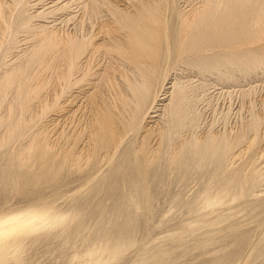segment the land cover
Returning a JSON list of instances; mask_svg holds the SVG:
<instances>
[{"label": "rangeland", "instance_id": "374dc122", "mask_svg": "<svg viewBox=\"0 0 264 264\" xmlns=\"http://www.w3.org/2000/svg\"><path fill=\"white\" fill-rule=\"evenodd\" d=\"M134 1L137 3V0H100V6L103 12L99 13V16L96 15L89 18L87 15L84 16V8L77 5L79 2L82 3V0H8L9 6L13 9L3 37L6 39V43L4 44L5 41L2 38V47L0 46L3 48L0 49V78L3 65L12 60L9 58L10 56L6 57L8 52L3 55L5 48L8 46V48H14L12 52L18 54V56L22 55L23 51H29V49H31L29 47L34 43L35 39H39V36L36 34L34 35V29L42 23L47 24V26L53 30L56 28V30H59L61 37L66 39H97L99 42H103L104 40L109 41L108 39L112 38L120 39L121 36V39H132L129 36L131 29L129 27L125 28V21L127 20V23L130 24L129 17L134 15V9L138 15L146 13L149 15L155 14L158 9L160 15L157 13V17L159 15L161 19H158L159 17L156 19L161 21H159L160 24H158V26L163 29L160 31L161 35L157 30V20L155 19L156 24L148 21L149 24H147L151 28L150 30L152 31L154 29L155 32H157L155 34L153 31V34L154 36H158V41L156 37L151 34L148 37L149 40L141 39V43L142 45L144 44L143 46H146V49H151V51H149L150 53H157L155 54V58L161 63V69L163 67L165 70H163V72L165 73L164 86L166 87H162L159 84L160 88L158 85L154 88L156 89L154 90V96L157 95L158 101L156 100V106L152 109V112L144 123L146 126L145 128L148 126H150V128L156 127L154 129L155 131L159 128L158 130L161 136H159L158 132H155L150 139L151 147L155 146L154 148L157 147L156 149L159 147L158 150L160 152L158 156L154 159L155 161L153 160L154 162L152 161L150 167L145 166L142 162L138 164L129 160L125 179L121 178V171L119 174L112 175L113 183L111 182L108 186V188H110L109 190L112 191H109L107 190L108 188L105 189L103 187V177L106 175L107 167L106 169L103 168L100 172L92 170L91 173L89 169H85L79 173L60 171L58 174L48 175L44 174L45 168H40L39 164H37L38 162L31 168V166L29 167L25 164L22 158L17 156L20 148L27 145L26 142L29 143V140H32V132L41 128L42 125L45 129L48 125H46V123H49L48 127L52 125L53 129L56 130L54 131L52 127L51 129L48 128L50 130L49 133L52 138L57 135L56 139L62 128L61 116L63 112L58 109H61V105H63L64 101V97L61 98V95L64 96L63 86L55 83V80L54 84L52 80H49L48 84L51 85H45L44 89L40 88L39 90V87L35 89L40 95L45 94V97L47 96L43 107L45 109L43 111L44 119H42L45 124L43 121H40L38 122L40 123L39 125L37 122H31L30 124L26 123L24 119H22L25 114H21V119L19 117L21 109L25 110L28 104L36 103L37 100L33 98V96L31 97L32 99L29 98L31 91L34 90L31 89L32 80L29 84H26L24 88L25 92L28 93H25L26 98L22 95L21 99H18L17 103L19 104L20 101L19 105H21V107L15 104L17 110L19 107L21 109L17 112L19 118L14 116V119L16 118V121H18L16 122L17 127L15 128L14 135L11 139L9 138L6 144L3 142V144L0 145V215L19 211H41L46 210L47 208L45 207H48L51 210L54 209V212L51 211L52 214H58L59 211H63L66 215L69 214L70 217H72L73 214L79 217L77 218L78 221L76 220L72 224L68 235L58 234L57 231H53L52 233L46 232L44 234L42 231L36 232L35 234H26L24 231L17 232L11 237L9 242H1L0 264H206L211 258L219 257L220 255V257H222L227 253L235 251L237 248L236 254L229 255V260L226 264H264V240L261 241L260 239L264 236V214L258 217L250 216L242 218L240 219L241 222L239 220L235 221L236 229L232 232H228L224 229L227 227V224H222L218 229L216 228L213 231L211 228L203 227L198 224L197 226L200 227V230L197 234L211 232L212 238L208 237L209 242L197 248H193V245L199 239L198 235L194 238L184 237L180 245L177 244L178 242L174 241L175 239H172V235L180 233L183 228L189 223H193L198 218V213L195 210L190 211V209H188L189 207L183 203L185 201L189 203L194 202L200 194L199 192L205 190L206 183L215 172L218 174L222 169L221 171H217L218 167L216 166H219L217 162L208 164L200 170L182 168L184 165L181 166L179 163H175V165L171 163L173 167L172 165L170 166L172 158H170V156L173 154V150L178 144L187 142V139L198 140L194 138L196 136L202 140L205 139L204 137L221 139L223 136H234L243 133L245 130H242L248 128L250 124L263 121L261 123L262 127L261 125L259 126L255 135L256 146L254 145L250 154L239 160L237 166L243 167L251 155L259 156L260 151L262 152L257 158L258 160L256 163L257 166L259 165L258 168L261 175H263L257 183L258 188L262 191V193H259L257 199H264V152L262 151L264 149V115H262L264 114V39H259V37L264 35V21H262L264 18V0H235V2L231 0V7H227L230 11L227 8H221V10L219 9L221 12L216 9L215 13L213 9L214 15H212L211 12L212 16L210 17L213 20L206 15L203 21H196L195 24L191 22L189 24L190 27L185 25V17L188 13L190 15L193 12L199 14L203 11L205 4L203 5L202 0H155L156 2L154 0H146V2L148 1L147 3L145 0H138V5H136ZM150 1H154V3ZM0 2L8 6L6 3L7 0H0ZM143 2L145 4H143ZM139 3L142 5L141 7ZM57 5H60V7ZM135 5L139 8L135 7ZM142 7H146V9L149 8L150 10L148 9V11H145ZM140 8L143 12L139 13ZM154 10L156 11L154 12ZM249 12L251 14H249ZM183 14L185 15L182 18L181 16ZM250 15H253L254 18H251ZM259 16L262 20L258 23L260 26L256 24V31L254 21L256 23L257 20L254 19L257 17L260 21ZM24 18L35 20H32L33 28L24 25ZM35 24L37 25L35 26ZM152 26H157V28ZM161 28L158 29L160 30ZM258 30L261 33H258ZM151 36L154 38H151ZM167 37L171 39L170 46L172 49L169 57H167V59L165 58L162 63V53L166 47L164 43H166ZM150 38L156 39V42L150 43ZM18 39L20 40L18 41ZM177 39L182 40L178 41ZM188 39H191V41L189 42ZM209 39L213 40V42L210 40V43H207L208 46L206 47V41ZM182 41H186L187 44L189 42V44L185 46L186 42L184 44L181 43L180 46L183 45L184 48L183 46L179 48V43ZM162 45L164 47H162ZM190 45L191 47H189ZM15 46L19 47L16 48ZM204 46L205 48L203 49ZM153 48L156 49V51ZM191 49L194 50V52H191ZM18 56H16V58ZM14 57L15 56H13V58ZM16 58L14 61H16ZM94 58L95 59H88L86 54L83 56V64H87L88 67L86 66L85 68V66L82 65L84 66L81 70L82 75L80 73L78 74L81 79H83V82L81 81L80 83H83L84 86L83 84H79L83 86L84 90L81 86H79L80 88L78 89L76 85L72 87V91L74 89L72 94L76 93L83 96L84 93L80 92H85L86 90L85 94H89L92 92L89 91L91 87L97 84L96 81L99 83L100 80H104L103 74L106 72L104 70L108 69L111 65V58H105L102 53L96 55ZM89 60L95 65H92V62L90 64ZM111 61L113 63V60ZM107 65L109 66L107 67ZM88 68L93 69L90 70L92 71L90 76L89 73H87L90 72L87 71L89 70ZM37 73L38 72H36L34 78L37 76ZM97 73L101 74L102 78ZM44 74L46 76V74L48 75L49 73ZM78 74L76 77H79ZM85 74L88 75L86 76ZM94 74H97L99 77L97 75L95 77ZM94 77L95 79L93 80L92 78ZM98 79L100 80L98 81ZM88 80H90V83H93H87ZM50 81H52V83H50ZM85 81L86 83H84ZM102 84L105 87L102 86ZM54 85L57 87L55 88ZM100 85L108 89L106 81L100 82ZM47 86H51L54 89L49 88L47 91ZM108 86H110V84ZM106 89L104 93L108 95L105 94V96H109V100L112 99L110 97H113L112 100H114L115 96L112 94L113 91L107 92L110 89ZM77 91H79V93ZM0 93H2L1 90ZM81 95L80 97L82 100L80 99V101L84 103H80L84 107L87 99H85L84 96L82 98ZM180 95L184 96L183 103H189L191 106L190 108H192H189L185 118L181 117L184 111H180L182 115L180 112H176L177 109L175 104ZM158 96L162 98L160 99ZM22 99L24 103L21 101ZM23 105L26 107L24 106L22 108ZM2 107H0V113L4 110ZM79 113H81V111L78 112V115ZM259 115L261 116L259 117ZM172 119H178L185 123L189 122V127H192L188 128V126H184V128L182 125H173ZM251 119L253 120L252 122ZM58 122L59 125L57 126ZM27 124L31 125L32 128L29 130L23 129V126H28ZM35 124L37 126H34ZM145 128H142V131H145ZM240 128L242 130H240ZM23 130L24 134L22 133ZM31 130L32 132H28ZM191 130L192 133L190 134ZM25 131H27V135L23 138L26 134ZM216 132L217 135L215 136L214 134H216ZM229 132L230 135L227 134ZM20 133L21 135L23 134L22 137ZM249 134L248 131L247 135ZM35 140L37 139L35 138L34 141ZM190 146L191 145H187V149L184 148V153L180 162L190 163L192 161V157L195 155L193 153V146ZM38 152H40L38 148L34 151L32 150V154L35 156H39ZM260 165L262 167H260ZM169 167H171V169H169ZM140 168L144 169V178L139 176ZM211 171H213L212 174ZM96 172L98 174H96L97 176L95 179L87 184L88 178L86 177ZM138 183H141L140 185L142 186H138ZM259 183H261V186ZM133 184L137 185L132 189L134 190L133 192L138 193L141 187H145L148 196L142 200L134 197L128 202H124L118 197H111L112 199L109 197L110 194L113 195L114 193L130 191V187ZM105 192L107 194L103 197ZM94 193H96L95 196ZM102 194L104 195L102 196ZM179 196L180 198H177ZM90 197L91 199H88ZM181 201H183V203ZM101 209L103 210V217L96 222V216ZM60 212L59 214H62ZM24 234H26V237H24ZM244 234L247 236V241L241 243V245H233L235 239L240 235L244 236ZM222 238L225 242L219 243L218 241ZM220 244L226 248H220ZM213 252H215V254H211Z\"/></svg>", "mask_w": 264, "mask_h": 264}, {"label": "bare ground", "instance_id": "6f19581e", "mask_svg": "<svg viewBox=\"0 0 264 264\" xmlns=\"http://www.w3.org/2000/svg\"><path fill=\"white\" fill-rule=\"evenodd\" d=\"M154 1H152V2L154 3ZM202 1H203V5L205 4L204 5L205 7H204V10L201 11L199 14H195V12H193V11H192L193 13L191 15L189 13H188L189 15L187 13H185V14H187L185 17V21H184V23L186 22L187 24L185 23V25L189 26V24L191 22H193L195 24L196 21L197 22L203 21V18L206 17V15H208L210 18L212 15H214L213 11H212L213 9L215 12L216 9H217V11L219 9L221 10V8L226 9L228 6H230L232 4V3H230L231 0H205V3H204V0H202ZM239 1H241V0H239ZM247 1H249V0H247ZM260 1H262V0H260ZM2 2H0V38H1L0 39V46L1 47H2L1 44L3 43L2 38L4 37V34L6 32V26L9 23V19L11 18V13H12V9H13V8H11V6H9L8 0L6 2L8 4V6H5V4H3ZM145 2H146V0H145ZM234 2H235V0H234ZM134 3H135V1H134ZM137 3H138V0H137ZM137 3H135V4L138 5ZM100 4H101L100 0H82V3L79 2L77 5L80 6L81 8H84V16L87 15V17L91 18V17H94V16L98 15L99 13L103 12ZM143 4H145V3L143 2ZM136 5H135V7H137ZM139 6L141 7L142 5H140V3H139ZM58 7H60V5ZM233 7H234V4H233ZM10 8H11V11H10ZM137 8H139V7H137ZM142 9H144L145 11H148L149 8L146 9V7L145 8L142 7ZM155 9H156V6H155ZM227 9H229V8H227ZM197 10H194V11H197ZM260 10H262V9H260ZM134 11H135V9H134ZM134 11H133L134 15L129 17L130 18L129 22H130L131 26L129 23H127V20L125 21L126 22L125 28L129 27L131 29L129 36L132 39H123V38L121 39L122 36L120 37V35H119L120 39H115V38L113 39L112 38V39H108L109 41H106V40L103 41L102 40L103 42H99L97 39H66L64 37H61V34H59V30H56V28H54V30H53V29L49 28L47 26V24L42 23L39 26H36L37 24H35V26L37 28L34 29L35 30L34 35L36 34L37 36H39L38 37L39 39H35L34 43H32L31 46L29 47V48H31V49H29V51H23L22 55L18 56V54H15L12 52V50L14 48L13 49L8 48L9 46L7 48H5L6 46L4 44L6 43V41H5L6 39L3 38L5 41L3 44L5 46L4 47L5 51L3 52L4 53L3 55H5L6 52H8L6 57L10 56L9 58L12 60L10 61V59L8 58L10 62L5 63L3 65V69L1 70L0 90L2 91V93H0L1 94L0 95L1 96L0 107L3 106L2 108L4 110H2V113H0V145L3 144V142L6 144V142L9 140V138L11 139L14 135L15 128L17 127L16 122H18V121H16V118L14 119V116L17 118L20 117V119H21V116H22L21 114H25L24 118H22V119H24V121L26 123L30 124L31 122H34V123L37 122L38 123L40 121H43V123L45 124L44 120H42V119H44L43 111L45 109L43 107H44V103L46 101L47 96L45 97V94L40 95L39 92H37V90H35V89H38V87H39V90H40V88L44 89L45 85H51V84H48L49 80H52L53 84H54V80H55L56 81L55 83H57L60 86L61 85L63 86V91H64V94H63L64 96L61 95V98L64 97L63 105H61L62 106L61 109H58L59 111L62 110V112H63V114L61 116L62 117L61 118L62 119V128H61L60 133H58L59 135H58L57 139H56L57 135L55 136L56 133L54 134V136H55L54 138L56 140L54 138H52V136L49 133L50 132L49 129H51V127H52L51 124H50L51 127H48L49 123H46V125L48 124L46 129L42 125L41 128L37 129L34 132H32V130L28 131V132L33 133L31 136L32 140L31 141L29 140V143L26 142L27 145H25V143H24L25 146H22V148H20L19 152L17 153V156L22 158V160H24V162L27 166H29V167L31 166V168H33L32 166H34V164L36 162H38L37 164H39L40 168H45L44 174H48V175L49 174L55 175V174H58L60 171L78 172L79 173V172L84 171L85 169H89L91 171V173H92V170H97V172H100V171H102L103 168L106 169V167H107L106 175H105V177H103V187L105 189L108 188V186L111 184V182L113 180L112 175L119 174L121 171L120 176L122 179H125L126 170L128 169L129 160H132L133 163H138V164H140L142 162L145 166L150 167V165L152 164V161L158 156V154L160 152L158 150L159 147H158V149H156L157 147L154 148L155 146L151 147L150 139L155 132H158V134H159L160 131L158 130L159 128L157 129V131H155L154 129L156 127L150 128V126H148L149 128L148 127L145 128L146 126L144 125V123L146 122L148 116L152 112V109L156 106L155 103L158 100L156 97L157 95L154 96V93H155L154 90H156L154 88L157 85L159 88H160V85L162 87L164 86L165 73L163 72V70H164L163 67L161 69V63H159V61H157L155 58V54H157V53L156 52L153 54L150 53L149 51H151V49H149V50L146 49V46H143L144 44L142 45L141 39L149 40L148 37H149V35L153 34V31L155 34L157 33V32H155L154 29L152 31L150 30L151 28L148 26V24H149L148 21H150L154 24L157 23V26H158V24H160V22H161L158 19H161V18L159 16L160 13H158V12H160V11H158V9H157V13L159 14L158 15L159 18L157 17V13L150 14V15L148 13L142 14V15L139 14L140 15L139 16L138 13L136 11H135L136 12L135 13ZM155 11L156 10H154V12ZM229 11H230V9H229ZM13 12H14V10H13ZM140 12H143V10H141V8L139 10V13ZM211 12H212V15H211ZM255 13H256V11H255ZM185 14H183L181 17L183 18V16ZM249 14H251V13L249 12ZM256 15H258V14H256ZM250 16H251V18H254L253 15H250ZM260 16H261V14H260ZM260 16H259V18H260ZM247 17H249V16H247ZM127 18H124V19H127ZM156 18H158V19H156ZM155 19L157 20L156 23H155ZM210 19H212V18H210ZM32 20H31V18L30 19L24 18L23 19L24 25H27V27L28 26L32 27L33 26ZM208 20H206V21H208ZM254 20L258 21V22L256 21V23L254 21V26L256 27V31H257L256 24L261 22L262 19L260 18V21H259V19H257V17H256V19H254ZM33 21H35V20H33ZM262 21H264V18ZM157 26H152V27L157 28ZM158 28H161V27L158 26ZM158 28H157V30L159 32L161 30H163L162 28L160 30ZM259 30H258V33H261V32H259ZM116 34H121V33H116ZM40 35H41V37H40ZM160 35H161V32H160ZM252 35H253V33H252ZM153 36H154V34H153ZM153 36H151V38L156 37V39H157V37H158V36H154V37ZM259 36H261V35H259ZM263 36L259 37V39L263 40L264 39ZM59 37L64 38V39H61ZM151 38H150V40H151L150 43L156 42L155 41L156 39H151ZM19 40L20 39H18V41ZM170 40L171 39H168V37H167L166 43H164V46L166 45V47H165V49L163 48L164 49V51L162 53V55H163L162 59L163 60H161L162 63H163L164 59L165 58L167 59V57H169V55L171 54L172 48L170 46ZM181 40H178V41H181ZM210 40L211 39L207 40L208 42L206 41V44L210 43ZM7 41H8V39H7ZM157 41H158V39H157ZM190 41H191V39L189 40V42ZM211 41L213 42V40H211ZM185 42L186 41L180 42L179 48L181 46H183V45L180 46V44L181 43L184 44ZM189 42H188V44H189ZM188 44L186 42L185 46H187ZM151 46H153V45H151ZM164 46L162 45V47H164ZM199 46H202V45H199ZM207 46H208V44L206 45V47ZM1 47H0V49H3ZM15 47L18 48L19 46L18 47L15 46ZM157 47H159V46H157ZM189 47H191V45ZM183 48H184V46H183ZM204 48H205V46L203 47V49ZM195 49H198V48H195ZM154 50L156 51V49H154ZM180 51H182V50H180ZM14 52H15V50H14ZM191 52H194V50H192ZM101 53L103 54V56L105 58L110 57L111 60H113V63L110 60L111 65L110 66L107 65V67L109 66V68L104 70V71H106L105 74L100 72L101 74L104 75V80L102 79L103 81H101L100 79H98V81L100 80L99 83L96 81L97 84H94L93 87H91V89L89 90V91H92L91 93L85 94V92L87 90L85 92H80V93H84L83 96L85 97V99H87L85 102L86 105L83 107L80 103V102H82V101H80V99H81L80 95L81 94H76V93L72 94L74 92V89L72 91V87L77 85V88L79 89L80 88L79 86H81L83 84V83L82 84L80 83L83 79H81L80 75L78 74V73H80V74L82 73L81 72L82 67L83 68H84V66H85V68H86V66L88 67L87 64L86 65L83 64V60H82L83 56H85V54H86L88 59L89 58L95 59L94 57H96V55L101 54ZM11 56H12V58H11ZM13 56H15V57L13 58ZM16 56H18V57L16 58ZM100 56H102V55H100ZM160 57H161V55H160ZM15 58H16V61H14ZM100 58H98V59H100ZM89 61H87V62H89ZM167 61H169V60H167ZM91 62L92 61H90V64H91ZM82 65H84V66H82ZM92 65H95V64L93 63ZM104 66H106V65H104ZM90 67H91V65H90ZM88 69L89 70H87V71L93 70L92 68H88ZM97 69H98V67H97ZM36 72H38V73H37V76L34 78ZM91 72L92 71L87 72V73H89V76H90ZM94 72L96 73V70ZM44 73H49V74L48 75L46 74V76H45ZM93 73H92V75H93ZM77 74L79 75V77L78 76L76 77ZM101 74H98V75L101 76ZM96 75L94 74L95 77H96ZM95 77L92 79L94 80ZM101 78H102V76H101ZM87 79H89V78H87ZM31 80H32L31 89H34V90L31 91L30 97H29V95H28V97L31 98L33 96V98H36L37 100H36V103L34 102L35 100L32 101L34 103L28 104L27 107L25 105H23L22 108L24 106L26 107L24 110V109L20 108L21 107V105H19L20 101H19V104L17 103V101H18V99L19 100L21 99L22 95H24V97L26 98L25 93H27V92H25L24 88H25L27 83L29 84V82H31ZM52 81H50V83H52ZM89 81L90 80H88L87 83H89V84L93 83V82L90 83ZM105 81H106V85H107L108 89H110L111 91L104 88L105 83H104V85L102 84V86H104V87H102L100 85V82H105ZM172 82H174V81H172ZM84 83H86V81ZM107 83H109L111 87L108 86L109 84H107ZM83 86H84V84H83ZM83 86H81V87L83 88ZM56 87L57 86H55V88ZM88 87H86V88H88ZM164 87H166V86H164ZM49 88H53V87L47 86V88H46L47 91ZM105 89L108 90L107 92L113 91L112 94H114V96H115L114 100H112L113 97H110V98H112V99H110L111 100L110 101L108 99L109 96L108 97L105 96V94H107V93H104ZM83 90H84V88H83ZM61 91H60V93H61ZM77 92L79 93V91H77ZM110 95H111V93H110ZM83 96H82V98H83ZM192 96H194V95H192ZM58 99H60V98H58ZM21 101L23 102V99ZM25 101H26V99H25ZM183 101H184V96L180 95L178 97L177 103L175 104V107L177 109L176 112L177 111L178 112L184 111L183 112L184 114L181 117L185 118L187 116V111L189 110V108L191 106L189 105V103H186V102L183 103ZM27 103H28V101H27ZM61 103H62V101H61ZM83 103L84 102H82V104ZM15 104L20 106L19 107V109H21V111H20L21 113L19 112L20 116H19V114H17L19 109L17 110V107L15 106ZM57 104L59 105L58 102H57ZM158 104H160V103H158ZM190 109H192V108H190ZM79 111H81V113H79V115H78ZM173 111H175V110H173ZM180 114L182 115L181 112H180ZM262 115H264V114H262ZM260 116L261 115H259V117ZM177 117H179V116H177ZM192 118H195V117H192ZM172 120H173V125H182L183 127L188 126V128L192 127V126L189 127V125H190L189 122L185 123L184 121H181L178 119H172ZM20 121H19V124H20ZM252 121L253 120L251 119V122ZM59 122H61V121H59ZM59 122L57 123V126L59 125ZM262 122L263 121L250 124L248 126V128H246L247 130L246 129L242 130L240 128V130H242V131L245 130V131L243 133L238 134V135L237 134L234 135L232 133L234 136H231L230 132H229L227 134L230 136H223L221 139H216L213 137L212 138L204 137L205 139L202 140L199 137L197 138V136L194 138H196L198 140H193V139L191 140V139L186 138L187 142L180 143L176 146L175 149L173 148L174 152L172 151L173 154H171V156H170V158L172 157L171 162H170V166L172 165L171 163H174V165H175V163H179V164H181V166L184 165V167H182V168H186V169L194 168L196 170H200L208 164H211L213 162H217L219 165V166H216V167H218L217 171H221V169H222V171L218 174H216V172H215V174L206 183L205 190L203 192H199L200 194L198 193L199 195L197 196V198L194 202L189 203L188 201H185L183 203V201H181L183 204H185V205H187V207H189L188 209H190V211L195 210L198 213V218L193 223H189L185 228H183L180 231V233H178L176 235H172V239H175L174 241L178 242L177 243L178 245L181 244V240L184 237L194 238L196 235L199 236V239L194 243L193 248H197L201 245H206L209 242L208 237L212 238L211 232H205V233L197 234L198 231L200 230V227L197 226L198 224L203 226V227L211 228L212 231L215 230L216 228L218 229V227L221 226L222 224L223 225L227 224V227H225L224 229H226L228 232H232L236 229L235 228V221L239 220L241 222L240 219H242V218L250 217V216L251 217H258V216H261L264 214V199H259V200L257 199L259 193L260 192L262 193V191L258 188L257 183L260 181V179L263 175H261L260 170L258 168L259 165L257 166L256 163L258 160L257 158L262 154V152L260 151L259 156L258 155H251L249 157L248 161L243 165V167L237 166L239 160L241 158L243 159V157L250 154L254 145L256 144L255 143V135H256V132H257V130H258V128ZM21 124H22V122H21ZM38 124L40 125V123H38ZM148 125H151V124H148ZM153 125H155V124H153ZM34 126H37V125L35 124ZM261 127H262V125H261ZM30 128H32L31 125L23 126V129H25V130H27V129L29 130ZM142 128H145L144 129L145 131H142L143 130ZM243 128H245V127H243ZM52 129H53V127H52ZM53 130L55 131L56 129H53ZM57 131H58V129H57ZM248 131L250 133L249 135H247ZM22 133L24 134V130ZM25 133L26 134L24 136H23V134L21 135V133H20V136L21 137L23 136V138H24L27 135V131H25ZM191 133H192V130H191L190 134ZM225 134H222V135H225ZM214 135L216 136L217 132ZM262 135H260V136H262ZM17 136H18V133H17ZM20 136H19V138H20ZM159 136H161V135L159 134ZM208 136H210V135H208ZM35 138L37 140L34 141ZM22 142H23V140H22ZM261 142H262V140H261ZM152 145H153V143H152ZM187 145H191L190 147L193 146V153L195 156L192 157L193 159L191 158L192 161L190 160L191 161L190 163L189 162H183L182 163V162H180V160L183 156L184 148H186ZM36 148H38V150H40V152H38L39 156H37V155L35 156L32 154V150L34 151V150H36ZM261 149H263V148H261ZM12 150H13V148H12ZM262 151L264 152V149ZM172 167H173V165H172ZM260 167H262V166L260 165ZM141 168L139 171V176L141 178H144L145 172H144V169H141ZM169 169H171V167H169ZM218 169H220V170H218ZM145 171H147V170H145ZM97 172L95 174H92V175L90 174L88 177H86V178H88V181L86 182L87 184H88V182H91V181H93V179H95V177L97 176L96 174H98ZM212 172L213 171H211V174H212ZM182 173H183V171H182ZM110 175H111V177H110ZM140 184L138 183V186ZM260 184L261 183H259V185ZM136 186L137 185L133 184L130 187L131 188L130 191H123V192L118 191L119 193H114L113 195L110 194L109 197L110 198L111 197H113V198L118 197V198L122 199L124 202H128V201L132 200L134 197L142 200L148 196L146 194V188L145 187L144 188L141 187L140 191L138 193L133 192L134 190H132V189H134ZM140 186H142V185H140ZM109 189L110 188H108L107 190H109ZM115 190H116V188H115ZM109 191H112V190H109ZM263 192H264V190H263ZM95 194L96 193H94V196H95ZM106 194L107 193L105 192V195L102 194V196L104 195L103 197H105ZM94 196H91V197H94ZM91 197L88 199H91ZM103 197H101V198H103ZM177 198H180V196ZM50 205H51V203H50ZM45 208H47L48 210L46 209V210H41V211H36V210L19 211V212H11V213H5L3 215H0V244H2L1 242H4V241L9 242L11 240V237L14 236L19 231L20 232L24 231V232H26V234H35L36 232H40V231H42V233L44 234L46 232L52 233L53 231H57L58 234L68 235L70 232L72 224L76 220L78 221L77 218L79 216L76 214L75 215L73 214V216L70 217L69 214L66 215L65 213H63V211L62 212L59 211L62 214H59V212H58V214L57 213L52 214L51 211L54 212L53 211L54 209L51 210L48 207H45ZM102 211L103 210L101 209V211H99L98 215L96 216V220H95L96 222L102 219V217H103ZM80 214H82V213H80ZM70 215H71V212H70ZM259 224H261V223H259ZM245 225H246V223H245ZM26 234H24L25 236L24 235L23 236L26 237ZM242 235H243V233H242ZM242 235H240L237 239H235V241H234L235 243L232 242L233 245L234 244L235 245L236 244L241 245V243H244L245 241H247V236L245 234H244V236H242ZM29 236H31V235H29ZM24 237H22V238H24ZM248 238H249V235H248ZM260 239H261V241L264 240V236ZM223 241H224V239L222 238L218 242L221 243ZM220 245H221L220 248H222V249L226 248L225 246H222V244H220ZM236 250H238V248L235 249V251H232L231 253H227V254L223 255L222 257H220L221 256L220 255L219 257L211 258V260L206 264H226L227 261L229 260V255L230 254L232 255L234 253L236 254V252H237ZM211 254H215V252H213Z\"/></svg>", "mask_w": 264, "mask_h": 264}]
</instances>
